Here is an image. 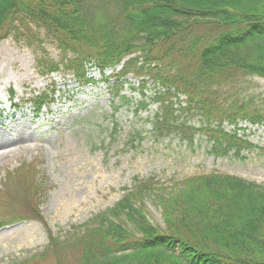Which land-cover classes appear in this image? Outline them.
<instances>
[{"label":"trees","instance_id":"trees-1","mask_svg":"<svg viewBox=\"0 0 264 264\" xmlns=\"http://www.w3.org/2000/svg\"><path fill=\"white\" fill-rule=\"evenodd\" d=\"M33 27L61 50L59 62L46 70L62 66L81 85L94 82L88 65L104 73L122 63L111 86L113 114L131 103L122 94L126 80L121 78L133 73L157 85L152 101L161 111L153 126L159 132H175L191 144L196 134H204L216 156L233 150L239 155L254 146L236 127L240 120L264 124V97L258 108L252 99L232 108L219 92L240 77H264V0H0V38L16 28L14 39L31 45L38 39ZM139 85L145 89L147 81ZM52 94L33 99L36 112L54 102ZM147 105L140 102L139 109ZM183 115L198 116L201 125L180 120ZM225 122L235 130L227 131ZM25 166L6 172L8 184L2 183L0 192L9 196L14 190L17 204L7 209L12 214L0 226L20 220L45 224L39 209L42 184ZM135 180L111 208L68 237L48 231L38 257L52 254L56 264H69L70 252L76 264H264V184L210 172L176 181L166 192V186ZM151 196L162 225L150 221L145 201Z\"/></svg>","mask_w":264,"mask_h":264},{"label":"rangeland","instance_id":"rangeland-1","mask_svg":"<svg viewBox=\"0 0 264 264\" xmlns=\"http://www.w3.org/2000/svg\"><path fill=\"white\" fill-rule=\"evenodd\" d=\"M95 10L94 4L91 12ZM33 28L38 39L31 45L14 39L16 28L0 38V144H7L0 145V188L2 183L8 184L4 181L7 171L27 165L26 174H33L43 187L39 209L45 224L20 220L0 226V264L33 257L37 260L30 264H56L52 254L38 257L47 246L48 231L68 237L73 228L79 229L94 215L112 207L124 195L122 188L133 187L136 178L166 186V192L175 189L172 185L176 181L210 172L264 184V124L238 121V135L254 146L239 155L233 150L216 156L210 152L212 143L204 134H196L191 144L175 132L156 130L154 120L161 106L152 97L157 85L133 73L121 78L126 80L122 94L131 103L113 114L111 86L121 65L105 74L88 65V77L94 82L80 85L62 66L46 70L51 62H59L61 50L43 29ZM41 69L48 72L41 73ZM106 77L108 82L103 80ZM143 79L147 81L145 89L139 86ZM44 91H54L55 103L36 113L31 98ZM219 93L229 107L252 99L255 108L264 97V77H240ZM143 101L148 105L139 109ZM114 103L123 101L114 98ZM184 119L195 127L201 125L198 116L183 115L180 120ZM224 127L235 130L226 122ZM4 191L0 192V221L9 218L12 212L7 209L17 204L15 191H10V197ZM152 197L145 201L150 221L162 225L159 206ZM70 253L69 264H76L75 254Z\"/></svg>","mask_w":264,"mask_h":264},{"label":"bare ground","instance_id":"bare-ground-1","mask_svg":"<svg viewBox=\"0 0 264 264\" xmlns=\"http://www.w3.org/2000/svg\"><path fill=\"white\" fill-rule=\"evenodd\" d=\"M0 145H2V146H5V145H7L6 143H2V144H0ZM5 151H2V153H4Z\"/></svg>","mask_w":264,"mask_h":264}]
</instances>
